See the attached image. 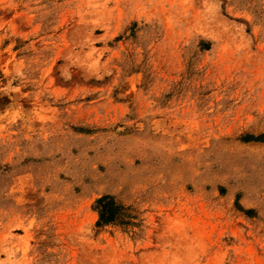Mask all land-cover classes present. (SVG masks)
<instances>
[{"label":"rangeland","instance_id":"374dc122","mask_svg":"<svg viewBox=\"0 0 264 264\" xmlns=\"http://www.w3.org/2000/svg\"><path fill=\"white\" fill-rule=\"evenodd\" d=\"M0 264H264V0H0Z\"/></svg>","mask_w":264,"mask_h":264},{"label":"trees","instance_id":"16d2710c","mask_svg":"<svg viewBox=\"0 0 264 264\" xmlns=\"http://www.w3.org/2000/svg\"><path fill=\"white\" fill-rule=\"evenodd\" d=\"M97 209L99 211L100 220L110 221L116 214L117 207L112 197L104 196L97 200Z\"/></svg>","mask_w":264,"mask_h":264}]
</instances>
